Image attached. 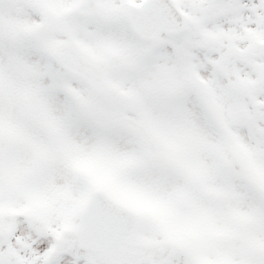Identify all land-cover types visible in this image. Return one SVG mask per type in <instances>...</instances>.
<instances>
[{"label": "snow or ice", "instance_id": "obj_1", "mask_svg": "<svg viewBox=\"0 0 264 264\" xmlns=\"http://www.w3.org/2000/svg\"><path fill=\"white\" fill-rule=\"evenodd\" d=\"M0 264H264V0H0Z\"/></svg>", "mask_w": 264, "mask_h": 264}]
</instances>
